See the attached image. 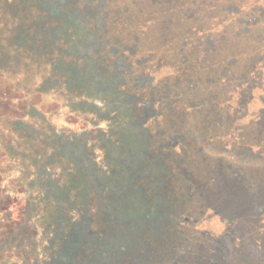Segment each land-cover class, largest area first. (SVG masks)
<instances>
[{
  "label": "trees",
  "instance_id": "16d2710c",
  "mask_svg": "<svg viewBox=\"0 0 264 264\" xmlns=\"http://www.w3.org/2000/svg\"><path fill=\"white\" fill-rule=\"evenodd\" d=\"M25 1L0 0L1 47L16 43L5 31L19 27L23 10L46 6ZM75 1L71 26L96 38L105 27L134 53L113 80L114 143L124 162L142 163L129 172L133 184L117 170V190L105 198L117 239L102 238V252L115 264H264V0ZM197 33L209 44L202 53L187 47ZM106 51L90 69L122 61ZM0 204L1 247L27 199L14 184L0 190Z\"/></svg>",
  "mask_w": 264,
  "mask_h": 264
},
{
  "label": "rangeland",
  "instance_id": "374dc122",
  "mask_svg": "<svg viewBox=\"0 0 264 264\" xmlns=\"http://www.w3.org/2000/svg\"><path fill=\"white\" fill-rule=\"evenodd\" d=\"M30 2L46 6L23 10L29 17H18L19 27L5 31L17 44L0 46V190L19 185L27 199L22 224L0 247V264H115L116 256L99 247L102 238L117 239L105 198L117 190V170L126 168L123 176L133 184L129 172L142 160L124 162L118 152V106L111 97L117 68L131 65L134 53L105 27L95 30L102 35L96 38L89 27L71 26L75 0ZM228 20H220L224 28ZM207 26L204 33L211 35ZM199 40L198 33L186 38L191 52L195 46L206 51L209 44L201 47ZM107 48L115 58L123 53L122 61L90 69L95 60L106 61Z\"/></svg>",
  "mask_w": 264,
  "mask_h": 264
}]
</instances>
